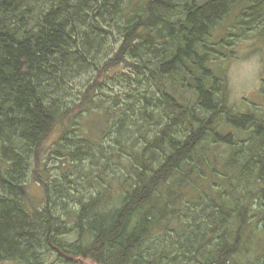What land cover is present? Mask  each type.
<instances>
[{"label": "trees", "instance_id": "trees-1", "mask_svg": "<svg viewBox=\"0 0 264 264\" xmlns=\"http://www.w3.org/2000/svg\"><path fill=\"white\" fill-rule=\"evenodd\" d=\"M260 5L0 0V260L35 264L45 248L99 264H261L264 120L232 109L210 66L224 47L213 32ZM50 145L66 160L56 174Z\"/></svg>", "mask_w": 264, "mask_h": 264}, {"label": "rangeland", "instance_id": "rangeland-1", "mask_svg": "<svg viewBox=\"0 0 264 264\" xmlns=\"http://www.w3.org/2000/svg\"><path fill=\"white\" fill-rule=\"evenodd\" d=\"M260 7L262 10H258L254 12V14L252 12V17H248V15H250L249 10L244 13L243 10L240 9L235 12L234 15L230 14V20L227 23H221L218 26L213 32L214 35L211 38V43L218 44L217 48L219 44H224V47L220 49L222 53L220 58H218L216 62L211 63L210 66L216 76H225L232 109L242 113L252 112L264 120V6L260 5ZM258 14H262L261 20L253 19ZM235 21L237 22L238 28L234 29L231 26ZM229 31L233 33L234 37L228 36ZM236 33H239L240 36L238 37ZM226 38H228L226 40L227 42L222 43L221 40ZM215 41L220 42L216 43ZM213 44L212 46H214ZM223 53L229 54L230 57L225 58ZM211 58L215 60L213 54H211ZM84 76L85 75H82L75 79L76 86L83 80L87 81L88 77ZM114 88L116 91L120 90V87L117 85L114 86ZM229 131L234 132L235 128L231 127ZM240 137L246 138L247 136L241 134ZM102 143L108 148L110 139L106 138ZM46 154L48 155L47 159L49 162L46 163L45 168L53 169V173L56 174V166L66 160H64L60 154L54 152L52 145L48 146ZM85 165L87 169L97 167L95 165L93 166L91 161H86ZM97 174H99L98 170ZM36 180V176L31 177V175L28 179L27 189L31 208L33 206L40 207L45 200L42 185ZM90 183L91 182L83 187L88 192L92 191L93 188ZM256 209L261 212L260 223L264 222V213L262 209L258 207H256ZM67 239L74 241L75 235L68 236ZM263 251L264 246L257 247L258 253ZM40 252L42 253L40 259L39 261H35V264H99L90 258L65 257L57 252H48L45 248L41 249ZM0 264H20V262L0 260ZM261 264H264V260Z\"/></svg>", "mask_w": 264, "mask_h": 264}]
</instances>
